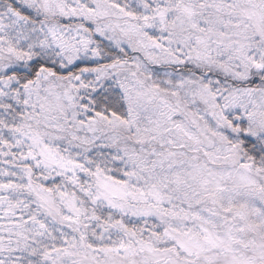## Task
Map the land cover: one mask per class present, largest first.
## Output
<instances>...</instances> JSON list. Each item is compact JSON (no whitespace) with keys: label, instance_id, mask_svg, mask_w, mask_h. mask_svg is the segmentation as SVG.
<instances>
[{"label":"snow or ice","instance_id":"snow-or-ice-1","mask_svg":"<svg viewBox=\"0 0 264 264\" xmlns=\"http://www.w3.org/2000/svg\"><path fill=\"white\" fill-rule=\"evenodd\" d=\"M0 264H264V0H0Z\"/></svg>","mask_w":264,"mask_h":264}]
</instances>
